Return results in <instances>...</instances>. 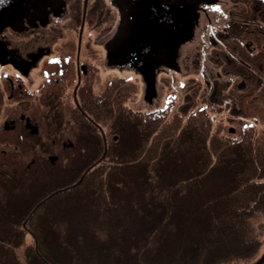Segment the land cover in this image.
I'll return each instance as SVG.
<instances>
[{
    "label": "trees",
    "instance_id": "16d2710c",
    "mask_svg": "<svg viewBox=\"0 0 264 264\" xmlns=\"http://www.w3.org/2000/svg\"><path fill=\"white\" fill-rule=\"evenodd\" d=\"M103 105L95 118L117 140L78 142L86 152L67 177L11 205L17 242L31 232L28 264H234L259 254L264 121L228 137L210 115Z\"/></svg>",
    "mask_w": 264,
    "mask_h": 264
},
{
    "label": "flooded vegetation",
    "instance_id": "af4514ba",
    "mask_svg": "<svg viewBox=\"0 0 264 264\" xmlns=\"http://www.w3.org/2000/svg\"><path fill=\"white\" fill-rule=\"evenodd\" d=\"M184 7L185 0H20L0 16V142H115L119 134L95 115L105 112V98L121 101V70L142 83L147 112L167 109L154 105L185 63L200 77L191 88L207 87L214 105L233 108L256 89L264 99V0H195L192 36L179 45L175 67H155L151 93L136 70L142 61L109 63L116 35L139 41L133 46L143 52L149 41L163 48L162 35L176 32Z\"/></svg>",
    "mask_w": 264,
    "mask_h": 264
},
{
    "label": "rangeland",
    "instance_id": "374dc122",
    "mask_svg": "<svg viewBox=\"0 0 264 264\" xmlns=\"http://www.w3.org/2000/svg\"><path fill=\"white\" fill-rule=\"evenodd\" d=\"M119 76L122 104L133 111L147 112L150 107L146 105L137 107L144 94L142 83L139 82L137 85H133L129 80L133 78V75L128 70H121ZM175 78L176 86H173L174 90L169 83L168 87L163 89L159 103L154 105L167 106L168 113L173 118L183 115L185 120L193 112L205 116L210 115L214 117V126L216 125L228 137H236L237 133L240 134L242 125L246 122L257 123L260 127L262 126L264 121V99L257 97V89L246 96L244 102L241 101L242 98H239L237 105L233 108H227L218 103L214 105L207 100V87L203 89L202 86L200 92H198L197 88L200 84L198 81H195L196 89L191 88V80L200 79L191 64L185 63L183 73ZM136 81L139 80L136 79ZM252 84L256 86L255 82ZM225 95L224 93L223 96ZM220 102L224 103L225 101ZM45 124H43L44 127H46ZM108 126L105 127L112 135L113 131ZM230 127L235 128V132L232 134L229 132ZM11 135L13 134L9 132V138H11ZM70 143L66 142L64 145L63 142H0V264H28L26 246L31 243V232L26 233L24 243L17 242L20 238L13 234L11 228L10 217L11 219L15 217L11 205L14 201L28 197L31 193L30 187L33 189V186H44L68 176L69 169L86 152L78 142H73V145ZM51 155L58 156L54 162L50 159ZM105 206L104 203L99 202L95 209H102ZM227 222H231V220ZM236 229L242 230L243 228L239 226ZM263 251L264 245L253 260L245 263L254 262Z\"/></svg>",
    "mask_w": 264,
    "mask_h": 264
},
{
    "label": "water",
    "instance_id": "95a60500",
    "mask_svg": "<svg viewBox=\"0 0 264 264\" xmlns=\"http://www.w3.org/2000/svg\"><path fill=\"white\" fill-rule=\"evenodd\" d=\"M20 0H0V16H5L9 12L11 13L12 10L16 8L18 2ZM194 1L195 0H185V7L180 11V17L182 23L176 32L168 31L166 35H162L163 42L165 43L163 48H159L157 46H161L162 43H155L150 42V46H152L149 51L143 52L139 50L136 45L137 42H131L129 40H124V38H129V35L123 36L116 35L112 38L109 43L107 44V58L109 63L111 64H119L120 66H128V67H135L138 64V61H142L140 66H136V70L143 74L144 80L146 82V93H151V91L155 90V76H154V69L155 67L164 64L171 68L175 67L176 58L178 55L179 45L188 40L192 36L193 32V20L195 18V11H194ZM184 18V20L182 19ZM122 33V31H121ZM157 37V34L152 35ZM139 35H134L133 38H139ZM151 37V36H150ZM152 71V80L149 78V74ZM144 97V96H143ZM160 100V99H159ZM159 100L156 104L159 103ZM148 106V104L144 98L141 99L137 107L141 106ZM230 131H234V127L229 128ZM57 158L56 155H51V161H54ZM264 263V251L262 254L251 263H235V264H262Z\"/></svg>",
    "mask_w": 264,
    "mask_h": 264
}]
</instances>
